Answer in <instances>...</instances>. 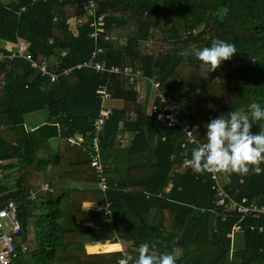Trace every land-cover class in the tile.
I'll return each instance as SVG.
<instances>
[{
    "label": "trees",
    "instance_id": "1",
    "mask_svg": "<svg viewBox=\"0 0 264 264\" xmlns=\"http://www.w3.org/2000/svg\"><path fill=\"white\" fill-rule=\"evenodd\" d=\"M86 3L0 0V41L25 40L34 59L58 75L53 81L23 59L0 62V208L17 204L22 232L16 243L27 247L16 264H117L142 242L172 252L176 264H264V217L242 219L229 200L216 205L211 173L185 166L197 145L183 147L180 125L149 115L151 86L142 99L123 74L77 68L102 50L98 58L108 67L130 66L156 78L202 144L211 119L264 106V0H99L96 18L104 15V22L94 37ZM157 32L170 46L166 52L150 49ZM214 38L234 44L237 53L208 72L191 48L210 46ZM101 86L116 103L100 137L105 192L97 188L89 155ZM153 103L159 105L156 96ZM41 111L47 120L29 128L26 116ZM76 136L80 145L69 141ZM260 167L258 174L223 171L226 194L264 205ZM237 224L242 243L238 233L228 236ZM94 241L111 243L90 254L86 245Z\"/></svg>",
    "mask_w": 264,
    "mask_h": 264
},
{
    "label": "built area",
    "instance_id": "2",
    "mask_svg": "<svg viewBox=\"0 0 264 264\" xmlns=\"http://www.w3.org/2000/svg\"><path fill=\"white\" fill-rule=\"evenodd\" d=\"M99 0H87L85 9L90 12L95 20L92 26L96 27V32L92 36H97L99 32H102V26L104 22V15L96 18L98 11ZM25 11V8L22 9ZM0 46L3 50H0V62L4 59L13 61L15 59H23L30 63V66L34 70H38L41 75L49 76L51 80H56L58 75L51 73L45 63L40 64L37 62L32 53L29 50V44L25 40H20L17 43H2L0 41ZM102 50H98L93 54L92 59L82 65L77 66V68H91L99 73H109V74H123L134 86V90L139 93L142 99L145 97L146 86L149 84L155 93L156 99H158L159 105L153 103L149 109V115H157L158 119L167 122L169 126L180 125L185 133L186 144H196L198 142L194 136L197 127H191L187 121L182 122L180 120L181 109L179 103L172 97L168 96L166 93L167 86H163L159 80L156 78L144 77L139 69H134L130 66L118 67L111 66L108 67L104 61H100L98 54ZM65 53H63V56ZM71 70H65L64 74H69ZM98 96L101 100V109L98 117L94 121V132L93 138L89 150V155L91 156V166L96 171L98 175V190L105 192L109 189L108 179L106 176V170L103 165V160L101 158V134L104 131V126L109 120L110 116L113 114V109L115 108L112 104L114 101L112 99L111 93L109 92L108 86H101L98 91ZM162 107V110H161ZM60 128L59 124H56ZM70 143L72 145H80L83 142L82 137L76 136L71 138ZM185 166L190 167L186 161ZM224 173V172H223ZM211 179L214 183L213 189L218 193V200L216 205L219 207H225L227 205V200L230 202V207L232 211H236L242 219L247 216H253L255 218L264 217V205L257 202H252L248 199H243L241 202H237L231 199L224 190V174L222 172L212 174ZM43 189H47L44 186ZM32 200L35 199V193H31ZM111 205L108 204L105 207V214L110 218L106 220L107 223H112L111 218ZM242 230L239 224L233 227L231 234L228 236L233 240L236 233ZM263 229H260L262 232ZM22 232V224L18 217V206L15 202L11 201L0 208V264H16L17 259L20 257L22 252L27 250L25 245H21L18 248L17 237Z\"/></svg>",
    "mask_w": 264,
    "mask_h": 264
},
{
    "label": "clouds",
    "instance_id": "3",
    "mask_svg": "<svg viewBox=\"0 0 264 264\" xmlns=\"http://www.w3.org/2000/svg\"><path fill=\"white\" fill-rule=\"evenodd\" d=\"M235 45L214 38L210 46L192 49V55L208 72L216 70L224 61L236 54ZM253 125L259 131L253 132ZM205 127L204 142L191 150L186 163L195 173L228 171L246 175L260 173L264 163V106L251 104L247 113L232 110L226 115L211 119ZM117 264H176L172 252H160L155 244L140 243L135 254L122 253Z\"/></svg>",
    "mask_w": 264,
    "mask_h": 264
},
{
    "label": "rangeland",
    "instance_id": "4",
    "mask_svg": "<svg viewBox=\"0 0 264 264\" xmlns=\"http://www.w3.org/2000/svg\"><path fill=\"white\" fill-rule=\"evenodd\" d=\"M154 43V44H153ZM152 46L150 47L151 51H154V52H166L168 49H170V46L168 45V43H166L163 39H162V35L157 32V36L156 38L154 39V41H152ZM192 47V46H191ZM181 51L184 52V53H189L190 50L186 47V46H181ZM193 48H191V51H192ZM148 93H149V100L151 101V103L153 102L154 98H155V93L154 91L151 89V87H149L148 89ZM150 103V104H151ZM114 106H116V103H112ZM147 107H148V104H147ZM47 120L46 118V112L45 111H41V112H37V113H31V114H28L26 116V123L28 125L29 128H34L36 126H39L40 124H42L43 122H45ZM56 140L53 141V143H55ZM9 163V162H8ZM44 186H47V185H43ZM42 187V188H43ZM97 205V204H96ZM85 207L88 208V209H97V210H100L99 206L97 205L96 207L94 206H90V204H85ZM239 238V239H238ZM237 239L240 240V243H242V236L240 233L237 234ZM95 242H98L100 244H102L103 242L101 241H94L93 243ZM105 242V241H104ZM107 242V241H106ZM105 242V243H106ZM123 249L125 250V248L123 247Z\"/></svg>",
    "mask_w": 264,
    "mask_h": 264
},
{
    "label": "crops",
    "instance_id": "5",
    "mask_svg": "<svg viewBox=\"0 0 264 264\" xmlns=\"http://www.w3.org/2000/svg\"><path fill=\"white\" fill-rule=\"evenodd\" d=\"M147 102H148V107H150V103H151V101L149 100V96H148V99H147ZM90 206L92 207V206H94V207H96L97 205L96 204H90ZM117 213V212H116ZM108 243H111L110 241H107ZM106 242V243H107ZM106 243H102V244H100V243H98V242H95V243H93V242H90V243H87V245H86V249H87V251H88V253H90V254H98V253H92L91 251H90V248H93V247H95L96 245H103V244H106ZM116 245H119L120 247H121V250L120 251H122V250H124L123 249V245H122V243L120 242V243H116ZM125 248V247H124ZM116 252H118V251H116Z\"/></svg>",
    "mask_w": 264,
    "mask_h": 264
}]
</instances>
